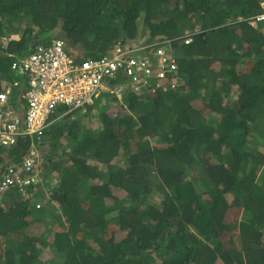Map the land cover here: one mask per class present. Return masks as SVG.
Wrapping results in <instances>:
<instances>
[{"label": "trees", "instance_id": "16d2710c", "mask_svg": "<svg viewBox=\"0 0 264 264\" xmlns=\"http://www.w3.org/2000/svg\"><path fill=\"white\" fill-rule=\"evenodd\" d=\"M256 12V0H0V91L20 82L5 108L22 121L28 75L11 65L36 44L62 39L82 60L135 42L152 67L157 49L176 66L137 91L118 73L105 106L60 104L40 137L0 145V176L14 163L22 179L0 192V264H264V30L236 19ZM32 147L38 181L25 184Z\"/></svg>", "mask_w": 264, "mask_h": 264}, {"label": "built area", "instance_id": "2783aa9c", "mask_svg": "<svg viewBox=\"0 0 264 264\" xmlns=\"http://www.w3.org/2000/svg\"><path fill=\"white\" fill-rule=\"evenodd\" d=\"M260 4L264 8V0ZM7 39H3L4 45ZM135 48L130 43L128 47L118 43L103 55L77 60L66 51L64 40L56 39L46 46L38 44L31 53L13 61L12 69L28 75L29 88L22 95L27 102L25 120L15 115L14 110L5 108L10 93L8 86L11 83L18 86L20 82L16 80L0 91V145L11 146L25 134L36 133L40 137L48 116L60 104L66 105L69 111L93 104L107 89V80L116 79L118 73L129 81L132 90L137 91L151 79H155L154 84H160L166 66L169 70L176 68L162 49H157L156 63L152 67L150 57H138ZM37 165L38 152L32 147L21 165L30 174L24 179L25 184L38 181ZM15 167L14 163L9 164L5 174L0 176V192L7 189L14 179L21 182Z\"/></svg>", "mask_w": 264, "mask_h": 264}, {"label": "clouds", "instance_id": "9594fccd", "mask_svg": "<svg viewBox=\"0 0 264 264\" xmlns=\"http://www.w3.org/2000/svg\"><path fill=\"white\" fill-rule=\"evenodd\" d=\"M260 1L261 0H256V3H257V7H258V12H256V13H254V14H252L251 16H249V17H243V16H240V15H238L237 16V21H242V20H246L247 21V23L252 27V28H257L258 26L259 27H261L262 28V31L264 30V8L261 6V4H260ZM191 39H190V36L188 35V36H186L185 38H184V43H189V41H190ZM118 43H120V42H118ZM118 43H115V45H117ZM38 44H36V46H37ZM114 45V46H115ZM113 46V47H114ZM112 47V48H113ZM112 48H110V49H112ZM107 52V51H106ZM105 52V53H106ZM104 53V54H105ZM103 55V54H102ZM22 84V83H21ZM100 97V96H99ZM98 97V98H99Z\"/></svg>", "mask_w": 264, "mask_h": 264}, {"label": "rangeland", "instance_id": "374dc122", "mask_svg": "<svg viewBox=\"0 0 264 264\" xmlns=\"http://www.w3.org/2000/svg\"><path fill=\"white\" fill-rule=\"evenodd\" d=\"M12 37H17V36H15V35H13ZM5 38V37H4ZM3 38V39H4ZM2 39V40H3ZM7 39V38H6ZM140 38H137L136 39V41H138ZM134 44V46H137L136 44H135V42L133 43ZM94 103H96V105H98V106H105L107 103H108V100H107V98L106 97H102V95H101V97H99L97 100H95L94 101ZM93 103V104H94ZM41 201H39V203H40Z\"/></svg>", "mask_w": 264, "mask_h": 264}, {"label": "crops", "instance_id": "0c3cea01", "mask_svg": "<svg viewBox=\"0 0 264 264\" xmlns=\"http://www.w3.org/2000/svg\"><path fill=\"white\" fill-rule=\"evenodd\" d=\"M26 90H28V89H26ZM26 90H25V91H26ZM25 91H24V92H25ZM24 92H23V93H24ZM23 93H22V95H23Z\"/></svg>", "mask_w": 264, "mask_h": 264}, {"label": "water", "instance_id": "95a60500", "mask_svg": "<svg viewBox=\"0 0 264 264\" xmlns=\"http://www.w3.org/2000/svg\"><path fill=\"white\" fill-rule=\"evenodd\" d=\"M31 36L29 35L28 38H30Z\"/></svg>", "mask_w": 264, "mask_h": 264}]
</instances>
